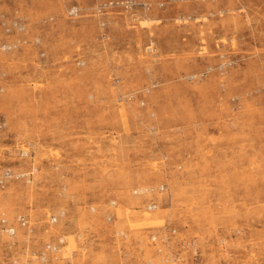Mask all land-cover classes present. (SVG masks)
I'll return each instance as SVG.
<instances>
[{
	"label": "rangeland",
	"instance_id": "374dc122",
	"mask_svg": "<svg viewBox=\"0 0 264 264\" xmlns=\"http://www.w3.org/2000/svg\"><path fill=\"white\" fill-rule=\"evenodd\" d=\"M6 171L0 264H264V0H0Z\"/></svg>",
	"mask_w": 264,
	"mask_h": 264
},
{
	"label": "built area",
	"instance_id": "2783aa9c",
	"mask_svg": "<svg viewBox=\"0 0 264 264\" xmlns=\"http://www.w3.org/2000/svg\"><path fill=\"white\" fill-rule=\"evenodd\" d=\"M10 176H11L10 173L8 171H6L5 174L2 177H0V187L4 186V181L7 178H9ZM19 219H20V224L22 226H24L26 224L25 218L24 217H19ZM55 220H56V218H53L52 221H55ZM7 231L9 233H12L14 230H13V228H8ZM62 240H63L62 238L59 239L60 244L63 242ZM55 248H56V245H50V244L46 245V249L55 250Z\"/></svg>",
	"mask_w": 264,
	"mask_h": 264
}]
</instances>
